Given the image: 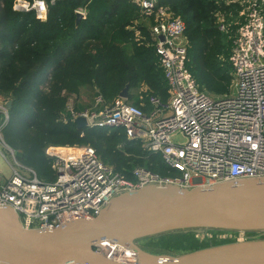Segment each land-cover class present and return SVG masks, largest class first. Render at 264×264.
Masks as SVG:
<instances>
[{"label":"trees","instance_id":"16d2710c","mask_svg":"<svg viewBox=\"0 0 264 264\" xmlns=\"http://www.w3.org/2000/svg\"><path fill=\"white\" fill-rule=\"evenodd\" d=\"M14 1L0 0V97L12 101L1 135L18 162L32 169L41 181H51L54 172L45 155L47 147L88 146L128 180L134 179V168L161 178L177 177L160 155L128 140L124 129H77L67 109L70 98H74L76 112L84 110L81 102H94L97 96L112 105L126 86L129 104L139 106L144 101L147 107L150 97L162 105L168 102V85L151 33L154 15H145L133 0H60L49 4L46 20L39 21L33 12L13 11ZM155 1L184 21L186 68L200 90L216 98L229 95L234 73L231 39L229 33L217 29L216 20L220 15L227 22L241 21L238 14L242 7L227 5L226 0ZM260 6L258 10L264 13V5ZM78 9L86 14L76 26ZM209 233L228 237L200 243ZM237 235L188 232L141 244L156 254L176 255L234 242Z\"/></svg>","mask_w":264,"mask_h":264},{"label":"built area","instance_id":"2783aa9c","mask_svg":"<svg viewBox=\"0 0 264 264\" xmlns=\"http://www.w3.org/2000/svg\"><path fill=\"white\" fill-rule=\"evenodd\" d=\"M57 1L15 0L12 9L33 12L37 20L45 21L48 5ZM133 2L145 15H154L151 33L168 85L167 104L150 97L147 107L144 101L136 106L121 98L107 105L97 96L90 109L74 111V98L68 100L67 109L72 119L84 117L88 127L124 129L128 140L138 141L146 152L160 155L178 176L161 178L134 168V179L128 180L104 164L91 147L49 146L45 155L51 160L54 179L41 181L32 169L18 162L2 138L1 129L9 116L7 100L0 97V143L20 169L11 167V176L1 181L0 206H10L27 229L53 230L72 220L92 219L117 193L145 184L194 188L264 177V13L258 10L264 0H226L227 5L242 7L238 14L241 21L236 18L227 22L217 16V29L231 37L234 71L230 94L220 98L202 92L186 68L184 21L157 6L155 0ZM76 12L86 14L84 9ZM232 25L237 27L230 29ZM159 36H163L162 42ZM177 132L184 136V144L171 142L170 136ZM96 250L120 261L136 262L133 251L110 242Z\"/></svg>","mask_w":264,"mask_h":264},{"label":"water","instance_id":"95a60500","mask_svg":"<svg viewBox=\"0 0 264 264\" xmlns=\"http://www.w3.org/2000/svg\"><path fill=\"white\" fill-rule=\"evenodd\" d=\"M75 16L77 26L85 15ZM119 98L128 99L127 86ZM11 105L7 101L6 108ZM73 123L77 129L88 127L81 116ZM117 194L94 218L53 230L27 229L10 206H0V264H264V177L194 188L153 183ZM207 231L256 236L176 255L156 254L141 244ZM105 242L133 251L136 262L97 251Z\"/></svg>","mask_w":264,"mask_h":264},{"label":"rangeland","instance_id":"374dc122","mask_svg":"<svg viewBox=\"0 0 264 264\" xmlns=\"http://www.w3.org/2000/svg\"><path fill=\"white\" fill-rule=\"evenodd\" d=\"M127 51L129 52V47L127 46ZM233 88V87H232ZM206 93V92H205ZM208 96L212 97V98H216L214 97L212 94H209V93H206ZM3 98V97H1ZM4 99V98H3ZM127 103H130V100H126ZM81 104H83L85 106V108L88 107V102H81ZM2 120V116L0 115V122ZM170 140L171 142L173 143H176V144H184L185 143V138L184 136L177 132L173 135L170 136ZM15 157V156H14ZM11 167H14L16 170H20L18 168V166L15 165V162L13 160V158L5 151L3 145L0 143V183L2 180H6L8 179L11 174H12V168ZM204 235V234H203ZM200 236V235H199ZM256 235H240L238 234L236 236V240L240 239V238H243V237H254ZM228 237V234H207L206 237H204L200 243H204V242H217V241H220V240H224ZM150 244V242L146 241V242H143V244ZM152 243V242H151ZM160 245V244H158ZM181 253H185V252H179V254ZM174 255V254H173Z\"/></svg>","mask_w":264,"mask_h":264},{"label":"crops","instance_id":"0c3cea01","mask_svg":"<svg viewBox=\"0 0 264 264\" xmlns=\"http://www.w3.org/2000/svg\"><path fill=\"white\" fill-rule=\"evenodd\" d=\"M167 104V103H166ZM78 105V104H77ZM86 105H88V107L87 108H85V106L82 104V106H83V108L82 109H90L91 107H92V105H93V99L91 100V101H89L88 102V104H86ZM148 111V110H147Z\"/></svg>","mask_w":264,"mask_h":264}]
</instances>
